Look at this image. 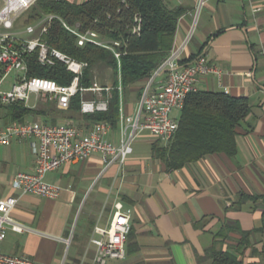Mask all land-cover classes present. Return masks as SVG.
<instances>
[{"label":"crops","instance_id":"0c3cea01","mask_svg":"<svg viewBox=\"0 0 264 264\" xmlns=\"http://www.w3.org/2000/svg\"><path fill=\"white\" fill-rule=\"evenodd\" d=\"M167 1L187 9L179 20L174 44L177 48L188 39L182 60L192 58L189 64L206 55L223 71L221 79L211 74L203 76L200 89L224 91L250 100L252 110L240 128L236 159L219 153L181 169L167 170L152 155L151 147L157 138L143 135V131L136 137L133 145L137 146H133L123 167L118 163L106 167L102 154L95 152L87 160L48 172L46 181L63 190L58 198H46L21 194L13 188L15 175L33 171L37 159V140L14 139L10 145H0V201L10 196L18 198L11 217L29 230L18 232L9 226L1 245L3 252L27 255L35 264H64L65 258L66 264H81L94 227L97 223L108 224L117 200L130 209L132 230L126 258L109 264H198L197 255L212 245L213 235L225 219L243 230L264 226L260 201L250 200L242 209L225 210L240 192L264 194V0H205L199 14L200 0ZM129 95L125 100L121 95L123 113L136 116L140 100L138 104L129 101ZM36 101L33 108L48 103ZM77 117H58L56 123L74 121L83 126L81 114ZM26 120L44 123L45 116H28ZM9 121L0 105V125ZM107 138L120 142V118ZM143 142H148V148L140 147ZM103 197L107 202L103 215L98 216ZM85 231L88 238L81 240ZM231 235L239 237L235 232ZM253 240L261 250L264 231L255 233ZM69 245L75 246L76 255H67ZM92 259L91 248L85 264H91ZM245 260L260 261L261 256H251L248 250Z\"/></svg>","mask_w":264,"mask_h":264},{"label":"built area","instance_id":"2783aa9c","mask_svg":"<svg viewBox=\"0 0 264 264\" xmlns=\"http://www.w3.org/2000/svg\"><path fill=\"white\" fill-rule=\"evenodd\" d=\"M0 105L6 106L19 101L27 106L32 96L42 102L54 101L60 110H68L72 98L82 94L81 112L83 114L106 111L108 99L96 96L84 97L86 92H99L103 89L97 85L82 87L80 80L87 62L76 59L59 49L51 48L43 39L50 23L58 18L63 25L77 36L80 46L91 43L111 50L118 61L121 72L122 41L102 36L93 29L81 30L80 24L72 26L55 14H46L35 23L23 27L16 26L17 20L37 2V0H0ZM205 0L199 1L198 14ZM17 28L15 32L10 29ZM141 19L136 18L133 32H140ZM188 39L177 48L154 72L146 83L144 93L139 101L136 116H126L120 108L121 139L119 143L107 138L112 126L106 121H99L90 128L78 125L74 121L47 124L35 120L0 125V145H10L14 139L37 140L36 167L31 172H18L13 181L14 189L21 194H36L46 198H58L62 186L46 181L48 172L61 166L87 160L93 153L99 152L106 167L126 163L133 153V143L143 131H149L164 143L171 141L179 128V118L172 115L175 110H182L188 96L200 90L199 82L203 76H223L222 69L210 62L206 55H200L193 63L182 64V53ZM38 51V59L44 65H53L56 60L63 62L74 74L70 84H59L56 80L28 75L27 55ZM14 74V81L5 87L7 79ZM158 76H162L156 81ZM122 95V86H119ZM18 198L10 196L0 201V264H35L27 255L7 254L2 251V242L7 236L9 226L18 232L29 228L11 217ZM132 230V214L121 200L114 203V211L106 226L96 224L89 240L88 249L81 264H85L87 253L93 250L91 264H109L111 261L123 260L127 256V242Z\"/></svg>","mask_w":264,"mask_h":264},{"label":"trees","instance_id":"16d2710c","mask_svg":"<svg viewBox=\"0 0 264 264\" xmlns=\"http://www.w3.org/2000/svg\"><path fill=\"white\" fill-rule=\"evenodd\" d=\"M186 10L185 6H174L167 0H86L81 3L69 0H37L26 12L24 25L35 23L46 14H55L72 26L80 24L82 31L93 29L108 39H119L122 41L123 51L121 72L111 50L91 43L80 46L77 36L60 19L55 18L42 37L51 48L88 63L80 80L82 87L94 86L95 66L104 65L112 69L111 89L102 90L103 97L108 99V109L83 114L82 94L78 93L72 98L70 108L65 111L58 109L54 101L41 108H33L19 101L1 106L4 117L10 123H19L24 122L28 116L43 115L44 123L55 124L58 117L75 120L81 114V125L87 129L99 121H106L115 127L121 108L119 86H122L123 100L133 91L141 99L146 83L170 56L179 20ZM137 17L141 19V30L134 33ZM26 59L29 77L50 78L59 84H70L74 78V74L59 60L53 65L42 64L38 59V51L28 54ZM191 59L182 60L181 63L187 65ZM251 110L250 100L245 96L204 89L193 92L180 110L179 128L175 137L167 143L156 140L151 147L152 155L163 162L167 170L181 169L219 153L236 159L239 153L240 128L245 124ZM250 200L255 203L260 201L264 208V194L240 192L225 210L242 209ZM259 231H264V226L243 230L239 224L225 219L214 233L212 245L204 254L197 255L198 264H262L264 246L259 250L254 246L253 240L254 234ZM234 232L239 234L238 238L234 239L231 235ZM230 240L234 242H228ZM248 250H251V256H261V260L246 262Z\"/></svg>","mask_w":264,"mask_h":264},{"label":"rangeland","instance_id":"374dc122","mask_svg":"<svg viewBox=\"0 0 264 264\" xmlns=\"http://www.w3.org/2000/svg\"><path fill=\"white\" fill-rule=\"evenodd\" d=\"M2 7H3V3H0V10H1ZM26 16L27 15L24 14L17 20V24H16L17 28L24 24V22L26 20ZM17 28L10 29L9 31L15 32L17 30H20V29H17ZM0 29H2V28H0ZM93 71H94V76H95V83L97 85H99V86H103V85L110 86V84L112 83V77H113V71H112V69L110 67H106L104 65H97V66L94 67ZM13 79H14V74H12L7 79V82H6L5 86L9 87L11 82H13ZM129 94H130L129 98L127 100L135 102V103L138 104V102H136L138 100L137 93L132 92V93H129ZM96 96H103L102 95V91H99V92H86L85 95H84V97L86 99H91V98H94ZM36 104H37L36 96L33 95L31 100L29 101V105L32 107V106H36ZM180 114H181V112L178 109L175 110L172 113L173 116L178 117V118H179ZM145 134H151V133L149 131H145L143 135H145ZM157 140H159V139H157ZM148 145H149L148 142H143V143L140 144V147L141 148H148ZM133 146L136 147L137 144L135 143ZM102 200H103L104 204H103V206H101L98 209V212H97L98 216H100L101 214L103 215L104 206H105V203L107 202L105 197H103ZM83 220H84V218L80 219V224H82L84 222ZM73 232L75 233V231H73ZM81 234H83L81 236V240L82 239L84 240V239L88 238V234H87L86 231L82 232ZM66 253H67V255H70V256L71 255H76L77 254V250H76L74 245H69L68 250H67ZM67 261H66V258H65L64 264H66Z\"/></svg>","mask_w":264,"mask_h":264}]
</instances>
